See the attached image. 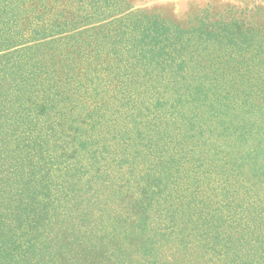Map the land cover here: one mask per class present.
<instances>
[{
    "label": "rangeland",
    "instance_id": "obj_1",
    "mask_svg": "<svg viewBox=\"0 0 264 264\" xmlns=\"http://www.w3.org/2000/svg\"><path fill=\"white\" fill-rule=\"evenodd\" d=\"M41 3L49 7L44 17L41 7L43 21L74 28L23 44L35 46L36 60L26 67L39 78L30 81L50 94L54 141L42 142L38 157L52 166L59 189L70 196L79 179L83 194L90 180L106 206L145 216L146 229L136 235L150 239L131 242L135 264H264V71L253 66L261 57L237 71L232 65L240 64L225 63L226 50L213 44L186 58L180 79L169 58L163 72V60L143 68L137 48L121 36L162 25L172 37L226 24L263 32L264 0ZM52 38L62 39L44 43ZM121 80L134 82L135 92L121 91ZM95 207L106 220L108 208Z\"/></svg>",
    "mask_w": 264,
    "mask_h": 264
},
{
    "label": "trees",
    "instance_id": "obj_2",
    "mask_svg": "<svg viewBox=\"0 0 264 264\" xmlns=\"http://www.w3.org/2000/svg\"><path fill=\"white\" fill-rule=\"evenodd\" d=\"M46 1L0 0V264H135L131 258V242L142 236L150 239L148 233L136 235L137 230L146 229L145 216L141 219L129 209L117 213L116 209L106 206L102 203L105 194L100 185H92L90 180H86L87 189L80 194V189H76L80 181L76 179L69 196L52 178L54 173L49 162L38 157L45 153L41 143L54 141L56 123L46 111L51 102L47 87L40 81L32 84L33 75L39 76L26 67L28 62L36 60L30 52L35 46L23 44L25 40H42L74 29H67L65 20L43 21L49 7L38 4ZM41 7L43 17H40ZM31 13L34 15L29 21L27 16ZM197 30L199 33L194 38L188 32L187 37L168 36L163 25L143 28L140 32L121 31V36L126 38L123 41L126 46L132 42V48H137L143 68H151L153 61L163 60L160 69L163 72L167 65L164 58H169L177 62L180 79L188 70L184 66L189 61L186 58L198 50H208L213 44L226 50L222 55L225 63L232 60L240 64L232 65L237 71L240 66L252 65L254 62L249 64L250 59L260 57L261 61L253 66L257 73L264 71V31L229 24ZM59 39L62 38L44 43ZM192 39L196 48L186 53ZM176 46L181 53L172 56L171 49ZM246 71L251 75L252 71L247 68ZM94 78L97 79V74ZM192 79L200 77L193 75ZM133 83L128 86L121 80L119 88L133 94ZM147 88L143 86V91ZM34 97H37L36 105L31 101ZM39 118L44 132L38 127ZM97 205L108 208L106 220ZM111 212L115 216L111 217Z\"/></svg>",
    "mask_w": 264,
    "mask_h": 264
}]
</instances>
